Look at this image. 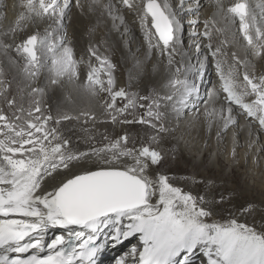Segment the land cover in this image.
<instances>
[{"label":"bare ground","instance_id":"6f19581e","mask_svg":"<svg viewBox=\"0 0 264 264\" xmlns=\"http://www.w3.org/2000/svg\"><path fill=\"white\" fill-rule=\"evenodd\" d=\"M79 2L84 5L83 11L79 7L70 4L65 13L63 29L58 35L48 38L46 29L51 30L49 29L51 22L47 17L44 19L33 18L25 23L21 19L24 12V0H0V84H3L4 88L8 85V95H12V91L16 93L13 98L17 102L18 90L21 89L22 92V87L25 94L28 93L29 98L33 97L31 89L34 88L35 79H26L25 71L19 67V57L16 51V46L23 44L28 36L37 34L44 41L48 39L49 43L58 49L71 47L73 49V58L77 62L76 66H79L81 72L80 75L78 73L79 77L75 83L69 82L67 77H63L59 84H52V74L49 68L51 67L53 55L46 49L37 51L42 64L45 66L36 77V81L40 80L38 88L43 90L40 92L42 93L43 101L48 98L49 104L55 110L58 109L62 113L66 112L70 116L79 117L77 122L80 121L81 126L83 120H86L85 127L92 128L95 124L94 131L96 135L101 134L99 137H103L108 131H112L115 134L118 129L113 127L114 125H109L110 121L106 120L107 112L104 109L105 103L103 104L102 102L106 98H111L110 94L103 92L101 96L100 92L98 95H92L75 85L87 84V76L92 68L101 69L99 75L104 70V66L90 52V49H96L102 58L107 57L112 64L120 69V71H116L117 75H114L116 81L114 90L123 88L127 93L131 92L133 97L140 99V105L151 102V100L141 99L142 97H146L153 92L159 94L161 97L159 110L164 120V123L163 121H159V123L165 125V131H155L154 128L148 129L144 126L142 131L146 134L150 132L152 135L154 134V137L156 135L157 138H160L159 144L150 147L152 150L164 156L167 150L174 152L173 157L176 160L169 161L167 164L168 169H175L177 176H187L189 181L173 180L175 184H171L167 188L164 187L160 192L157 184L160 182L158 169L164 163L160 162V166L157 167L150 165V161L140 155L144 145L140 146L138 150L129 151V149L131 156H122L118 160H113V163L116 164L118 169L130 171L131 174L135 173L140 180L146 182L144 204L134 209L119 211L116 214L101 217L97 221L94 230H86V226L54 227L49 228L47 234L58 233L65 235L71 233L69 238L76 243L86 235L92 236L98 239L99 245L103 248L101 263L112 264L114 257L122 254L119 253L122 248H130L132 243L139 241L137 236L128 239H113L117 231L123 237V234H132L142 225H156L161 221V223L166 222V226L159 240L164 241V245H168L171 240L178 239L174 250H179L180 254L171 259L168 264H202L201 256L203 252L206 251L205 255H207L210 245H215V242L208 244L211 242L210 239H208V243L201 241L200 238L203 237L202 234L208 230V227L203 226L202 233L198 228L199 219L202 216H197V209L194 206H188L190 202V190L188 189L195 192L197 188L210 184L215 189L208 196L215 202V207L218 208L220 205H218L217 201L227 196L226 194H218L219 191L217 192L216 190L217 186L227 177L224 169L226 166L222 164L225 163V165L232 164L236 171H241L240 167L246 169L245 174L251 178V182L252 180L255 181V183L252 182L255 184L254 187L257 188L261 195H264V129L259 127L257 121L246 118V114L241 111L239 106L234 104L229 105L231 107L232 123L224 127L221 116L227 117L229 115L227 112L228 103L225 100L226 93L222 90V82L216 72L215 59L211 56V50L220 47L224 52L223 59L226 61L224 64L225 70H227L229 65L235 63L233 58V54H235L237 59L251 60L257 75L264 74V67L261 66L262 62L246 51L247 42L244 40L243 33L240 30L239 18L235 17L234 14L227 13V9L234 6L235 3H246L257 17L256 26L264 29V0H183L182 3L181 0H167L175 18L182 26L180 33L182 43L175 56L177 63L172 65L167 63V56H161L159 48L155 47L158 40L153 28H151L150 17L148 30L152 34L151 46L142 28L140 18L134 13L116 5L112 14L108 13L106 6L103 10V15L99 13L91 14L88 11V6L93 0H79ZM109 2L115 4L116 0H105V5ZM225 14L229 17L231 26V32L227 38L223 31H218V29H223L224 27ZM118 15L123 16V23L119 19H115ZM205 22H210L211 41L203 35ZM20 24L21 26L18 27ZM252 30L254 31V29ZM4 33H7V36ZM209 43L212 45L211 50L208 47ZM8 45L13 46L9 49ZM19 56L22 60H26L24 55L19 53ZM205 57H207L206 62ZM177 64L183 65L184 68V77H181V79L185 78L189 84L196 86L198 91L195 95L189 96L186 106H182L179 98H177L171 102L175 105L173 107L162 98L173 94L171 86L175 79V67ZM239 71L238 83L242 81L243 68L241 67ZM100 79L106 83L107 73L102 75ZM3 90V88H0V91ZM124 100V98L118 97L116 104L125 102ZM4 102H0V114L6 113L4 111L7 107L3 104ZM140 105L138 106L142 111L143 107H140ZM154 110L156 111V109ZM92 115L95 116V121L93 122L90 120ZM13 122L15 123V121ZM74 122H76L75 119L71 120V123L74 124ZM155 122L158 123V121ZM2 124L3 121H0V126ZM85 127L83 129L84 139L89 133L87 132L88 128L85 129ZM72 129L71 131H73ZM67 133L65 132L64 135ZM122 134L123 132H121ZM4 139H6L5 136L0 134V140ZM72 140L74 145L76 137ZM215 148L219 156L217 159L221 160V163H219L220 169L216 167L217 165L213 167L214 162L210 163L212 152L215 154ZM87 153L89 155L85 156V158L83 157L80 161H73L69 168L61 173L90 171L88 168H91L92 164H95L93 170H96L98 167L103 166L105 159H111L110 156L103 159L93 157L90 150ZM206 163L210 164L206 166ZM188 171L192 172V174L190 173L191 175H189ZM215 172L221 182L215 180L217 178L214 177ZM61 173L50 178L49 182L51 185L57 184L62 179L56 183V178ZM213 178L214 181H212ZM192 179L199 185H193L190 181ZM261 179H263L262 182H260ZM149 180L152 182L149 183ZM183 184L188 189L182 190L181 186ZM249 186L251 185L249 184ZM246 188L250 189L247 186ZM226 189L234 191L237 188ZM221 190L223 189L221 188ZM221 190V193L226 191L222 192ZM228 190L227 192H229ZM179 191H181L183 201L180 200ZM261 201H264L263 198ZM163 209H165L164 212L162 211ZM162 216L164 219H161ZM170 219L179 220V224L182 226L186 224L189 230L183 229L177 232L173 229L175 224L168 223ZM261 221L264 224V216H259L258 219L249 220L248 222L251 226L253 222H258L259 227L261 226L262 228L263 224ZM251 226L250 228H252ZM261 228L257 229L256 227L255 230L264 232ZM76 233H83V235L77 237ZM142 233L145 235L144 231H141L139 235H142ZM239 233V231H232L230 228L225 231L222 241L225 240L227 235L231 234L229 239L237 243L238 246ZM197 238L198 240L196 241ZM159 240L148 239V244L149 246L157 244ZM190 244L193 246L191 245L188 248ZM206 244L208 246H205ZM203 246H205V249L202 251ZM196 257H200L199 262H197ZM212 258H214L213 255L211 256Z\"/></svg>","mask_w":264,"mask_h":264},{"label":"snow or ice","instance_id":"6c2138e0","mask_svg":"<svg viewBox=\"0 0 264 264\" xmlns=\"http://www.w3.org/2000/svg\"><path fill=\"white\" fill-rule=\"evenodd\" d=\"M183 0H181V3ZM79 7L82 11L84 5L79 0H24L22 21L27 23L33 18L47 19L50 31L46 29L47 37L58 35L63 29V21L69 5ZM119 5L140 18L141 25L149 39L151 46L152 34L148 30L150 17L151 28L155 29L158 41L155 47L159 48L161 56H167L169 65L176 64L175 56L181 46V24L175 18L167 0H116V3H107L105 0H93L88 6L91 14L103 15L105 6L109 14H112L115 6ZM116 12V11H115ZM117 13V12H116ZM227 13L234 14L239 18L240 30L247 42V49L254 58L259 59L264 67V29L257 27V17L250 10L249 5L237 2L227 9ZM123 23V16L118 15ZM21 24L18 26L20 27ZM210 22H205L203 35L211 41L212 34L209 30ZM254 29V31L252 30ZM223 31L226 38L231 32L230 19L225 14ZM7 36V33H4ZM13 45H8L11 49ZM212 49L211 43L208 45ZM47 50L52 53L51 83L59 84L61 78L67 77L69 82L77 80L76 61L73 58L71 47L56 48L53 44L42 40L37 34L28 36L23 44L16 46V51L26 56L25 73L26 79L34 80L42 68L41 58L37 51ZM93 56L100 61L107 73V82L101 80L99 72L101 69L92 68L87 76V84H75L83 91L98 95L100 92H107L111 96V102H106L105 111L111 117L113 125H131L137 122L134 113L133 119L129 120L125 113L130 108L135 109L137 104L133 96L123 89L114 90L116 83L113 75L115 65L107 57H101L96 49H90ZM211 56L215 59L216 72L222 82V90L226 93L225 100L228 103V116L221 119L224 127L232 123L231 107L234 104L239 106L246 118L258 122L261 129H264V74L257 75L251 60L233 58L234 64L225 70L223 59L224 52L220 47L211 50ZM207 57H205V62ZM243 68L242 81L238 83L240 68ZM203 68V64H202ZM183 65L175 67V79L172 82V92L162 99L175 107L173 102L179 98L182 106H186L189 96L195 95L198 91L196 86L189 84L184 78ZM0 95L4 97L9 109H16L21 115L12 117L0 114V121H3V135L6 139L0 140V264H76L82 258L90 257L96 249L89 248L90 240L86 239L80 244H71L64 236H56L50 242H45L49 228L67 226H86L95 228L101 217L117 213V209L105 199L87 200L77 196V193L87 192L94 184L110 178L111 173H120L113 160L122 156H131V152L125 151L128 147L130 133L125 132L115 138L104 134L107 142L104 147L92 146L90 149L93 157H111L105 159L102 167L96 170L83 171L79 173H66L55 185L50 184V178L68 169L73 161L79 160L89 153H78L68 146V141L59 132V124L64 120L79 119L68 114L59 116L44 115L36 102L35 112L39 115L33 116L32 109H28V115H23L24 109L17 107L15 98L8 99L7 89L0 84ZM42 89L32 88L31 93H40ZM124 98L127 103L123 107L116 108V99ZM141 99L151 100L152 103L141 104L140 107L147 111L139 119V123L150 125L157 131H165L159 121L162 115L159 110L161 97L153 92ZM153 109H156L154 112ZM27 119V123H24ZM13 120L16 122L14 123ZM250 120V121H251ZM155 121H158L155 122ZM51 124V127L47 125ZM92 136L87 134L85 143L91 144ZM156 139V137H152ZM140 155L150 161V165H157L163 159L162 154L149 147H143ZM153 169V168H152ZM147 171V169H145ZM167 184V177L160 178ZM151 183L152 181H148ZM251 210V209H248ZM210 215V213H207ZM166 222L156 225H146L137 228L132 234L122 235L117 231L113 239H128L137 236L144 246L143 251L137 255L136 246L132 248V255L138 256V264H145V256L152 254L147 247L148 239L159 240L161 233L165 231ZM232 231L240 232V239L237 243L232 240H225L224 245L228 251L235 254L236 259L224 260V264H264V232H257L246 225H240L233 221L230 223ZM141 231L145 235H139ZM71 235V233L69 234ZM83 233H76L79 237ZM164 241L159 240L156 251L164 248ZM67 245V246H66ZM171 245L167 251L170 252ZM15 253V255H11ZM212 253L201 256L202 264H211ZM127 254L118 259L117 264H125ZM148 264H159V260L153 257ZM216 264H221L217 259Z\"/></svg>","mask_w":264,"mask_h":264},{"label":"rangeland","instance_id":"374dc122","mask_svg":"<svg viewBox=\"0 0 264 264\" xmlns=\"http://www.w3.org/2000/svg\"><path fill=\"white\" fill-rule=\"evenodd\" d=\"M153 32H154V30H153ZM154 34H155V32H154ZM157 40H158V38H157ZM18 57H19V64H20L19 67H20L21 70L25 71L26 60H22L20 58V56H19V53H18ZM85 64L87 65V63H85ZM76 69H77V71H76L77 72V77H79L78 73H79V75L81 74L79 66H76ZM115 69L116 70L114 71L113 75H117L116 71L117 72L120 71V69L117 68V66L115 67ZM105 74H106V71L104 69L102 71V73H100L99 77H101L102 75H105ZM19 83H20V81H19ZM39 85H40V80L36 81V78H35V82L33 84L34 88L39 89L38 88ZM115 85H116V83H115ZM5 88L8 90V85H6ZM23 89L24 88L22 87V92H21V89L18 90L17 106L18 107H22L24 109L23 115L25 117H27V115H28V109L29 108L32 109L33 116L39 115V113L35 112V107H36V102L37 101L39 102V106H40V108L42 110V113L44 115L51 114L52 116L55 117V116L63 115L64 113L67 114L66 112H63V113L60 112L58 109L55 110L52 107V105L49 104L48 98L47 99L45 98V100L43 101L42 93H35V94H33V97L29 98L28 97V93L25 94V91ZM20 92H21V94H20ZM13 93L14 92L12 91V95H8L9 99H12L16 95V93H14V94ZM128 94H129V96H132L131 92H128ZM102 95H103V92H101V96ZM1 100L4 101V97L2 95H0V102L2 103ZM124 101L125 102H122L120 104L117 103L116 104V108L123 107L124 104L127 103L126 99ZM102 102H103V104L105 103L104 104V109H105L106 102L110 103L111 102V98H109V99L106 98L105 100H102ZM135 102L137 104V107L135 109H131L130 108L129 113H125V115L128 117L129 120H131V119H133L132 113H134L136 115V117H137V122L135 124H131V125H114L113 127H116V129H118V132H116L115 134L112 131H108V132L105 133L107 136H109V137L112 136L113 138L121 135V132H123V134H124V129H125V132L130 133L131 135H130V138H129L128 147L125 149L127 151L129 149H130L129 151L138 150L139 147L143 146V145H144V147H149L150 148V147L155 146V145L160 143V138L159 137L157 138V136L155 135L156 139H152V137H154V134L152 135L150 132L148 134H146V133H144L142 131V127L143 126L148 128V129H151L150 125H145V124L139 123V119L141 117H143L142 115H144L146 113L147 109L143 108L142 111H141V109L138 106V105H140V102H141L140 99L136 98ZM3 104L7 107V109L4 111L6 113L5 114L3 113V115L8 116V117H12L14 113H15L16 116L21 115V113L19 111H17L16 109H9L8 105L5 102ZM137 109H138V111H137ZM153 111H155V110L153 109ZM94 117L95 116H93V115L90 117V120H92V122L95 121ZM77 120L78 119H75L76 122H77ZM106 120L110 121L109 125H113L112 122H111V117L108 114L106 115ZM13 121H15V120H13ZM161 121H163V123H164L163 119ZM27 122H28L27 119H25L24 123H27ZM76 122H74V124H73V123H71V120L61 121L60 124H59V129H58L60 134L63 136V138L68 141V146H70V148L73 149V151L78 152V153H84V152L87 151V149H88L87 152H89V150L91 149L92 146L104 147L106 145L107 142L103 139L104 135H103V137H99L101 134L96 135V133L94 131L95 124L91 128V127H85L86 120H83L82 126H81L80 121H78L77 123ZM75 125H77V126H75ZM47 126L51 127L52 125L49 124ZM162 126L164 128L165 125H162ZM84 127H85V129L88 128L87 132H89L88 134H91V136H92L91 144L84 142L85 141L84 134H83ZM71 128H73L72 129L73 131H71ZM67 130H68V133H67ZM3 131L4 130L2 128H0V134L3 135ZM155 131H156V129H155ZM65 132L69 136L67 134L64 135ZM76 132H78V133H76ZM74 137H76V140H74V145H73V143H72L73 140L72 139ZM160 146H162V144H160ZM84 147H85L86 151H85ZM214 153L215 154H213V152H212L210 163L214 162V166L213 167H215L217 165L216 167L217 168L219 167V169H220V164L219 163H221V160L217 159V158H219V156H218L216 148L214 150ZM173 154H174V152L171 151V150H167L165 156L162 154V157L164 156V158L160 162H162V164L163 163L164 164L158 169V171H159V179L161 177H167L168 186H171V184H175V182L173 180L177 181V180L180 179L182 181H189L187 176L186 177L185 176H181V177L177 176V172H176L175 169H173V168L168 169V165L167 164L169 163V161L176 160V158L173 157ZM81 159H83V158H81ZM81 159H79L77 161H80ZM210 163H208V164H210ZM208 164L206 163V166H208ZM222 164H224V166H226V167H224V169L226 170L225 176H227V177L225 178L224 181L221 182L220 181L221 179L217 176L218 174L216 175V172L214 173V177H217V178H215V180H217V181L219 180L221 182L220 185L217 186L216 190H217V192L219 191L218 194H220V195L226 194L227 196H226V198L222 197L220 201H217L218 205H220L218 208L215 207V204H214L215 202L210 199V196H208V195H210L213 192V189H215V188H212V186L210 184H208V186L206 185L204 187L197 188V190H195V192H193V190H191V189L185 188L184 184H183V186H181L182 190H186V189L190 190L189 191L190 192L189 193V201L190 202L188 203V206L189 207L190 206L191 207L194 206L197 209V216L198 215L202 216V218L199 219L200 223L198 224L199 225L198 228L201 230V233H202L203 226H207L208 227V230H206L202 234L203 237L200 238L202 242H206V243H208V239H210L211 242L208 243V244H211L212 242H215V244H216L217 242L222 240L224 235H225V231L231 228L230 227V223L231 222L235 221V222H237L240 225H246L248 227V225H249L248 221L249 220H254L256 218L258 219L259 216H264V201H261L262 198L264 200V195H261L259 193V191L257 190V188L254 187L255 184H253V183H255V181L252 180L253 183L251 182V178L248 177L247 174H245L246 169H244L243 167H240L241 171H236V169L233 167L232 164H228V165H225V163H222ZM181 165L184 166L183 163H181ZM94 166H95V164H92V166H90L91 168H88V169H90V170L92 169L93 170ZM155 166L156 167L160 166V164H157ZM125 171H127V170H125ZM128 172L131 173L130 171H128ZM65 173L66 172L61 173V175L57 176L56 183L63 177V175ZM188 173H189V175L192 174V172H190V171H188ZM199 173H200V171H199ZM132 174L135 175V173H132ZM228 175H229V177H228ZM227 178H229L230 180L227 179ZM262 180L263 179H261L260 182H262ZM190 181L195 186L199 185V183L195 182L194 179H192ZM212 181H214V178H213ZM144 183H146V182L144 181ZM248 183L251 186H249ZM157 184L159 185V191L160 192L167 185V184L165 185L164 182L161 179H160V182H158ZM246 186L248 188H250V189H247ZM219 187H221L223 190H221V188H219ZM233 187L237 188V189L234 190V191L226 189V188H232L233 189ZM146 188H147V185H146ZM199 189H201V190H199ZM219 189L222 192L224 190H226V191L224 193H221ZM210 190H212V191H210ZM227 190L229 192H227ZM178 193L181 195L180 200L183 201V197H182L181 191H179ZM250 196H251V198L253 200L250 198ZM258 198L261 199V200H259ZM209 207H210V209H209ZM248 209H251V210H248ZM181 210L183 211V209H181ZM207 213H210V215H207ZM241 218H242V220H241ZM174 220L170 219L168 221V223H174L175 226H174L173 229H175L177 232L182 231L183 229L189 230V228L186 226V224L182 226L181 224H179V220H177V219H174ZM160 223H161V221H160ZM261 223L263 224L262 221H261ZM250 226L251 225H249V228H250ZM251 227L253 229H256V227H257V229L261 228V226L259 227L258 222H255V223L253 222ZM261 229L264 230V224H263ZM199 237H200V235H199ZM202 238H203V240H202ZM197 240H198V238L196 239V241ZM208 244H206L205 246H208ZM156 245H159V242ZM205 246H203L202 248L205 249ZM213 250H214V246L211 244L210 247H209V251H213ZM124 252L125 251H123V253ZM199 258L200 257H196L197 262H199Z\"/></svg>","mask_w":264,"mask_h":264},{"label":"water","instance_id":"95a60500","mask_svg":"<svg viewBox=\"0 0 264 264\" xmlns=\"http://www.w3.org/2000/svg\"><path fill=\"white\" fill-rule=\"evenodd\" d=\"M77 196L89 201L105 199L117 212L126 211L144 204L146 185L138 176L123 170L111 173L109 179L97 182L86 193L80 192Z\"/></svg>","mask_w":264,"mask_h":264}]
</instances>
